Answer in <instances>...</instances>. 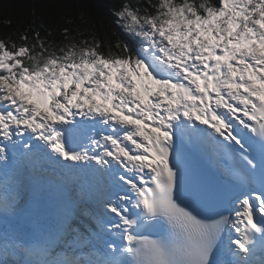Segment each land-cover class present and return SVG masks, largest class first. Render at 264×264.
Wrapping results in <instances>:
<instances>
[{"label": "snow or ice", "instance_id": "snow-or-ice-1", "mask_svg": "<svg viewBox=\"0 0 264 264\" xmlns=\"http://www.w3.org/2000/svg\"><path fill=\"white\" fill-rule=\"evenodd\" d=\"M112 15L0 39V264H264V0Z\"/></svg>", "mask_w": 264, "mask_h": 264}, {"label": "trees", "instance_id": "trees-1", "mask_svg": "<svg viewBox=\"0 0 264 264\" xmlns=\"http://www.w3.org/2000/svg\"><path fill=\"white\" fill-rule=\"evenodd\" d=\"M122 2L123 0H0V39L9 36L16 39L18 32L23 31L27 23L34 22L42 37L59 43L64 40L61 34L64 28L69 29V38L76 34L77 28L84 31L87 27L85 20L89 14L97 21L113 20L112 12ZM131 2L135 3V0ZM212 2L215 3L216 0ZM70 19L73 23H69ZM50 21L56 25V32L51 37L48 36ZM124 39L128 37L124 36Z\"/></svg>", "mask_w": 264, "mask_h": 264}]
</instances>
